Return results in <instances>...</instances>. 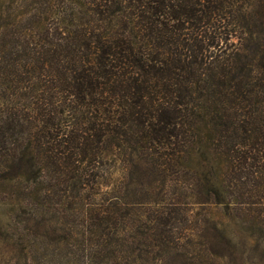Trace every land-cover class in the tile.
Returning <instances> with one entry per match:
<instances>
[{"label":"trees","instance_id":"16d2710c","mask_svg":"<svg viewBox=\"0 0 264 264\" xmlns=\"http://www.w3.org/2000/svg\"><path fill=\"white\" fill-rule=\"evenodd\" d=\"M263 26L264 0H0V185L163 182L214 120L263 140Z\"/></svg>","mask_w":264,"mask_h":264},{"label":"rangeland","instance_id":"374dc122","mask_svg":"<svg viewBox=\"0 0 264 264\" xmlns=\"http://www.w3.org/2000/svg\"><path fill=\"white\" fill-rule=\"evenodd\" d=\"M210 128L221 133L208 149L163 182L142 167L149 178L123 183L112 161L103 180L47 169L3 183L0 264H264V139L234 146L215 120Z\"/></svg>","mask_w":264,"mask_h":264}]
</instances>
